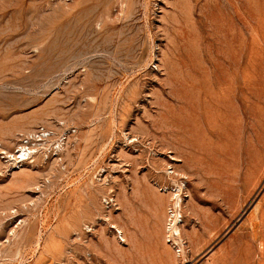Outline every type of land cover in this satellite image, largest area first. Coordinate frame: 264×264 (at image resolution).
Segmentation results:
<instances>
[{"label": "rangeland", "instance_id": "1", "mask_svg": "<svg viewBox=\"0 0 264 264\" xmlns=\"http://www.w3.org/2000/svg\"><path fill=\"white\" fill-rule=\"evenodd\" d=\"M0 128V264H264V0H0Z\"/></svg>", "mask_w": 264, "mask_h": 264}, {"label": "bare ground", "instance_id": "2", "mask_svg": "<svg viewBox=\"0 0 264 264\" xmlns=\"http://www.w3.org/2000/svg\"><path fill=\"white\" fill-rule=\"evenodd\" d=\"M194 81V80H193ZM193 83V82H192ZM198 92V91H197ZM208 116V115H207ZM212 120H213V118H212ZM209 127V126H208ZM1 129V128H0ZM205 129V128H204ZM181 130V129H180ZM9 131V130H8ZM208 131V130H207ZM8 134V133H7ZM3 135V134H2ZM1 134H0V136H2ZM3 137V136H2ZM1 137V138H2ZM39 137V136H38ZM0 138V139H1ZM3 138H5V135H4V137ZM34 138V137H33ZM2 142V141H1ZM0 142V143H1ZM24 144V143H23ZM61 148V147H60ZM32 149L33 148H31V147H27L26 148V146H24V145H20V146H18V153L16 154V153H13V154H9L8 152H2V154H6L5 156V158H7L8 160H7V162H10V163H12L13 165H16V164H18V163H21V162H24L25 160L27 161L29 158H30V152H32ZM32 156V155H31ZM4 158V157H3ZM5 164V163H4ZM10 165V164H9ZM12 166V165H11ZM1 170V169H0ZM29 179H30V176L27 174V175H24V177L22 178V179H20L21 181L23 180V182L22 183H24V181H28L29 182ZM26 183V182H25ZM180 190V189H179ZM171 197H175V199H176V201H175V203L173 204L174 205V208L175 209H177V208H181V198L179 197V195L178 194H173L172 192H171ZM153 212H154V210H153ZM171 212V214H167V217H166V221L168 220V218H170V223L168 224V222L166 223V226H165V229L167 230V232L170 234L169 236H168V239L170 238H172V240H173V242H177L178 240H179V242H180V239H181V230H180V226H179V222H181V221H179V215H180V213L178 212V211H174V210H172V211H170ZM169 212V213H170ZM168 213V212H167ZM181 216V215H180ZM168 224V225H167ZM115 227V226H114ZM116 228L118 229V231H119V233H120V235H121V238L124 240V238H123V230L121 229V228H119V227H117L116 226ZM13 232V231H12ZM14 233V232H13ZM167 233V234H168ZM178 239V240H177ZM166 241V240H165ZM169 241V240H168ZM168 241H166V242H168ZM171 241V240H170ZM169 241V242H170ZM174 244V243H173ZM176 244V243H175ZM178 244V243H177ZM180 244V243H179ZM181 245V244H180ZM184 246V245H183ZM182 246V247H183ZM180 247V246H179ZM180 253H182V249H181V247H180ZM184 254V253H183Z\"/></svg>", "mask_w": 264, "mask_h": 264}]
</instances>
